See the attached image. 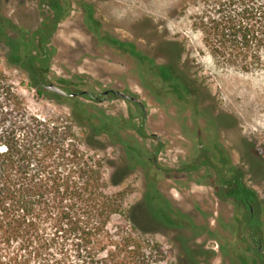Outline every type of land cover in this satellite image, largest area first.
<instances>
[{
  "label": "rangeland",
  "instance_id": "1",
  "mask_svg": "<svg viewBox=\"0 0 264 264\" xmlns=\"http://www.w3.org/2000/svg\"><path fill=\"white\" fill-rule=\"evenodd\" d=\"M213 1L62 0L64 16L46 45L52 53L46 80L61 89L96 97L76 100L97 111L107 192L120 193L124 208L147 192L159 200L158 214L170 226L156 237L167 257L161 264H264V256L254 247L260 239L264 250V172L251 165L253 159L262 160L264 169V65L244 73L215 60L203 32L194 26L198 18L212 16ZM47 17H52L51 12L39 0H0V23L8 36L0 37V67L27 96L33 112L43 116L56 110L70 116L72 105L61 96L51 93L52 103L29 92L28 66L24 60L16 64L26 52L35 50L32 34ZM159 39L185 45L184 58L208 89L206 101L199 103L183 86L173 85L162 67L163 58L154 51ZM117 40L146 53L142 71L126 47L113 46ZM165 82L185 100L168 96ZM109 91L139 99L144 115L116 95L104 99ZM58 102L64 105L56 107ZM217 111L235 116L236 127L214 117ZM124 128H130L126 133L134 165L129 175L112 186L111 175L126 157L117 136L118 129ZM110 130L112 136L106 133ZM252 141L255 147L249 145ZM205 153L213 158L211 166L204 165ZM224 162L231 164L232 175H240L259 194L254 206L260 220L259 238L253 239L245 228L247 212L219 196L218 174ZM160 199L170 206L160 210L164 207Z\"/></svg>",
  "mask_w": 264,
  "mask_h": 264
},
{
  "label": "trees",
  "instance_id": "2",
  "mask_svg": "<svg viewBox=\"0 0 264 264\" xmlns=\"http://www.w3.org/2000/svg\"><path fill=\"white\" fill-rule=\"evenodd\" d=\"M39 1L49 8L52 17H47L32 34L35 50L26 52L16 64L24 60L31 73L27 90L35 91L38 99L53 103L51 93L45 90L52 84L44 74L52 56L46 45L52 40L65 9L62 0ZM210 13L212 16L198 18L194 26L203 32L205 45L215 60L244 73L262 68L264 0H214ZM4 28L0 23L1 39L8 37ZM113 43L123 48L130 45L118 40ZM133 47L131 44L124 50L130 52L136 68L142 71L146 53ZM154 51L163 58L162 67L171 76L173 85L183 86L199 103L208 99V89L184 58L186 47L182 42L159 39ZM164 89L168 96L185 100L169 83L165 82ZM62 90L75 95L61 96L71 103L72 114L67 116L55 110L41 116L30 109L27 96L0 67V264L163 263L166 252L156 237L170 226L158 214L159 200L147 192L143 199L124 208L120 193L107 192V163L100 154L104 146L95 119L97 111L76 100L80 96L90 101L94 98L85 91ZM132 103L143 116L140 104ZM61 105L64 103L55 106ZM214 115L229 120L231 128L237 125L233 115L219 111ZM129 129L117 131L126 157L115 164L112 186L129 175L134 165L129 156L131 148L126 133ZM106 133L113 135L111 130ZM139 133L143 136L141 130ZM252 142L249 145L255 147ZM202 157L204 165L213 164L211 155L205 153ZM255 160L251 165L264 172L262 160ZM229 173L232 171L224 167L217 173L219 196L245 206L248 214L245 228L253 239L259 238L260 220L254 209L259 194L240 175ZM160 200L159 205H164L159 206L160 210L170 206L165 199Z\"/></svg>",
  "mask_w": 264,
  "mask_h": 264
},
{
  "label": "water",
  "instance_id": "3",
  "mask_svg": "<svg viewBox=\"0 0 264 264\" xmlns=\"http://www.w3.org/2000/svg\"><path fill=\"white\" fill-rule=\"evenodd\" d=\"M45 90H47L50 93H54V94H57L59 96H62V97H67V96L68 97H74L75 96L74 94H68L67 92H65L64 90H62L61 88H59L53 84L46 86ZM104 94H107V92H105ZM114 94L116 96L122 98L123 100H130L132 102H136V103L140 104V106L143 108V105L140 102V100L135 98V97L130 96L129 94H126V93H123L120 91H114Z\"/></svg>",
  "mask_w": 264,
  "mask_h": 264
},
{
  "label": "flooded vegetation",
  "instance_id": "4",
  "mask_svg": "<svg viewBox=\"0 0 264 264\" xmlns=\"http://www.w3.org/2000/svg\"><path fill=\"white\" fill-rule=\"evenodd\" d=\"M110 94L115 95V94H114V91H109V92H107V94H103V97H105L104 99H106V97H107L108 95H110ZM130 96H131V95H130ZM91 97L94 98V99H96V97H94L93 95H91ZM132 97H133V96H132ZM220 165H221V164H220ZM221 166H222V167H225L226 170H230V171H232V166H231V164L228 165L227 163L224 162V164H222ZM226 166H227V167H226ZM229 175L231 176L232 174L229 173ZM232 202L234 203V205H237V207H238L239 209H242V210L245 211V206H244L243 204H241L240 202L234 201L233 199H232ZM252 212H253V210L251 209V213H252ZM253 213H254V212H253ZM255 217H256V215H255ZM245 223H246V221H245ZM254 247L257 249V251H258L259 253L262 254V256H264V250H263V248H262V242H261L260 239L258 240V242L255 243V246H254Z\"/></svg>",
  "mask_w": 264,
  "mask_h": 264
}]
</instances>
